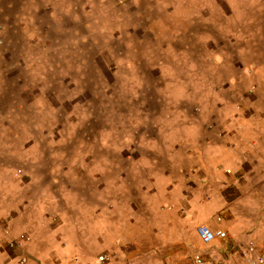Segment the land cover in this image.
<instances>
[{
  "label": "rangeland",
  "instance_id": "rangeland-1",
  "mask_svg": "<svg viewBox=\"0 0 264 264\" xmlns=\"http://www.w3.org/2000/svg\"><path fill=\"white\" fill-rule=\"evenodd\" d=\"M262 186L264 0H0L13 264H215L200 218L263 211Z\"/></svg>",
  "mask_w": 264,
  "mask_h": 264
},
{
  "label": "crops",
  "instance_id": "crops-1",
  "mask_svg": "<svg viewBox=\"0 0 264 264\" xmlns=\"http://www.w3.org/2000/svg\"><path fill=\"white\" fill-rule=\"evenodd\" d=\"M262 188L264 190L263 186H262ZM248 196H245L244 198H249ZM221 199H223L221 197V195L215 196V195L209 194L207 200H209V203L213 204V205L214 204L224 205L226 202H224L223 200L221 201ZM214 200H215V202H213ZM224 206H226V204ZM249 206H250V208H248V210L246 209L244 211L243 210L238 211V213L237 212H235V213L231 212L232 215L228 216L229 218L228 217L226 218V216H225V219L219 215V213L222 209H220V210L217 209V210H214L212 212L209 210L212 213V215L213 214L215 215V217H212L213 219H208L205 217L200 218L198 224L204 222V223H208L211 226H214V227L226 230V231H229V229H230V233H231L230 237H232V238H230V237L229 238L232 240H230L226 246H225V244H223L224 240H216L210 244L212 246L217 245L216 247H217V249H219L216 253H212V255L214 257V263L215 264H218V263H216V261L219 259H220L219 264H247L246 261L244 260L243 256H242V252L245 250L247 244H246V246L243 244H238V242L240 241L239 237L242 239V237L245 234L249 237L248 239H250L251 241L253 240V242L256 244V247L258 248V251L261 254L264 253V218L262 219V218L257 217L255 222L253 221V219L250 222H248L250 220V217H245L246 215L250 214V212L251 213L256 212L253 214H257V216L258 215H264V210L259 211V209H254V208L251 209L252 204H250ZM214 207H215V205H214ZM211 208H213V207H211ZM1 215H2V212H0V216ZM217 217L220 218L219 221L216 220ZM21 220H22L21 218L18 219L16 217L15 219L11 220V222L9 223L8 226L5 225L6 228H5V226H1V224H0V260L2 262L4 261V263H7V264H13L14 263L13 259H9V258H14L15 255L10 254L7 250H4L2 247L7 246L5 244V242L12 240V238H16L19 235L17 233V229L15 227H16V224H18ZM230 224L231 225L234 224V226L236 228V229H234V232H232L231 228L233 226H231ZM194 226H192V229L194 228ZM175 227H178V226L173 225V227H172V225H170L169 229L171 231V236H172V229H174ZM238 231H240L239 234H238ZM228 235H229V232H228ZM243 239H245V238H243ZM250 240H248V241H250ZM40 246H41V244H40ZM44 246H46V245L42 244V247H44ZM237 247H239V248H237ZM40 257H41V260H44V258H45L43 255H41ZM54 258L55 257L51 258L52 263H54L53 262ZM45 261L47 264H50V261L47 262V259ZM43 263H45V262H43ZM28 264H32V262L31 263L28 262ZM156 264H161V262H156ZM203 264H206V263L203 262Z\"/></svg>",
  "mask_w": 264,
  "mask_h": 264
},
{
  "label": "built area",
  "instance_id": "built-area-1",
  "mask_svg": "<svg viewBox=\"0 0 264 264\" xmlns=\"http://www.w3.org/2000/svg\"><path fill=\"white\" fill-rule=\"evenodd\" d=\"M219 219V218H218ZM196 234L200 242L204 245H209L216 240H224L226 238V231L223 229L217 228L212 229L207 225H199L196 228ZM10 247H14L17 245H22V242H16L14 240H10L8 243ZM242 256L247 264H264V253H260L256 244L253 241H249L245 250L242 252ZM110 257L107 254L99 255L97 257V262L103 264L109 261ZM20 262H22L20 260ZM195 264H203V259L199 254L194 256Z\"/></svg>",
  "mask_w": 264,
  "mask_h": 264
}]
</instances>
